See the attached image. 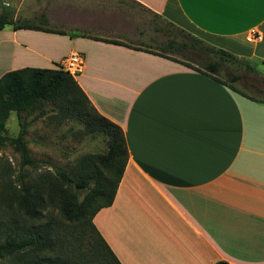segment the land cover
I'll return each instance as SVG.
<instances>
[{
  "label": "crops",
  "instance_id": "obj_1",
  "mask_svg": "<svg viewBox=\"0 0 264 264\" xmlns=\"http://www.w3.org/2000/svg\"><path fill=\"white\" fill-rule=\"evenodd\" d=\"M134 1L251 61L264 83V0ZM253 30L260 41L247 40ZM73 52L84 56L75 78L127 142L114 201L93 218L120 262L264 264V102L215 78L224 75L104 37L10 25L0 30V77L57 68Z\"/></svg>",
  "mask_w": 264,
  "mask_h": 264
},
{
  "label": "trees",
  "instance_id": "obj_2",
  "mask_svg": "<svg viewBox=\"0 0 264 264\" xmlns=\"http://www.w3.org/2000/svg\"><path fill=\"white\" fill-rule=\"evenodd\" d=\"M13 10L4 6L0 13V30L30 28L60 32L26 19H14ZM153 13L156 30L166 33L158 49H143L215 76L247 97L264 102L263 94H247L236 83L242 74L236 69L257 74L251 61L212 46L173 22ZM43 17V23L47 20ZM108 41V39H107ZM207 53L212 59L200 61L196 53ZM186 57L191 64L171 54ZM193 55V57H192ZM199 57V56H197ZM200 65V66H199ZM227 65L229 71H223ZM54 105L59 121L75 119L82 124L81 133L102 136L107 149L81 155L69 170H41L30 176L19 172L17 182L12 173L0 179V260L8 264H122L94 224L101 208L113 203L128 159V147L120 125L101 114L77 79L61 66L57 68L25 66L6 71L0 77V129H4L11 112L18 114L39 110L38 116ZM16 144L23 153V165H36L22 133L0 134V144ZM37 168L36 166H34ZM84 245L85 248L81 249ZM214 264H229L218 260Z\"/></svg>",
  "mask_w": 264,
  "mask_h": 264
},
{
  "label": "rangeland",
  "instance_id": "obj_3",
  "mask_svg": "<svg viewBox=\"0 0 264 264\" xmlns=\"http://www.w3.org/2000/svg\"><path fill=\"white\" fill-rule=\"evenodd\" d=\"M2 4L3 1L0 0L1 12ZM18 7L12 9L14 19H26L37 25L74 35L104 37L152 49H158V41L166 38V33L156 30L152 23L153 13L134 0H25ZM42 16H45L46 23H43ZM196 54L199 57L195 54L194 57L200 61L212 59L204 52ZM171 55L198 65L196 61H188L186 57L173 53ZM222 69L229 71L227 65H222ZM236 72L244 77L242 88L258 95L263 94L252 88V82L264 87V83L256 80L259 79L256 75L244 68L236 69ZM53 107L52 104H45L44 108L48 112L43 116H38L40 109L21 114L11 112L5 128L0 129V134L18 136L22 133L31 157L39 162L34 165L37 168L23 165L20 148L10 141L1 143L0 179L3 175L12 173V178L17 182L19 172L33 176L41 170H69L81 155L107 149L102 136L82 134L83 126L77 120L59 121L54 115L56 111ZM83 248L84 245L81 246ZM0 264L8 262L0 260Z\"/></svg>",
  "mask_w": 264,
  "mask_h": 264
},
{
  "label": "built area",
  "instance_id": "obj_4",
  "mask_svg": "<svg viewBox=\"0 0 264 264\" xmlns=\"http://www.w3.org/2000/svg\"><path fill=\"white\" fill-rule=\"evenodd\" d=\"M262 39V35L260 32L253 30L248 36L247 40L250 42H257ZM84 56L78 52H73L63 59L61 62V67L64 70L69 71L72 75L76 76L79 74L83 68Z\"/></svg>",
  "mask_w": 264,
  "mask_h": 264
}]
</instances>
